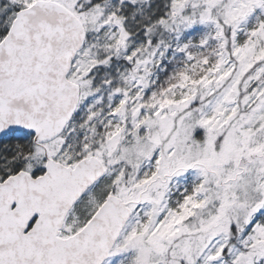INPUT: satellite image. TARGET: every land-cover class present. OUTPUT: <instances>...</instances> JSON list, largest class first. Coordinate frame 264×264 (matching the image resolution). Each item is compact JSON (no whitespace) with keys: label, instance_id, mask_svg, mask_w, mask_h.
<instances>
[{"label":"snow or ice","instance_id":"1","mask_svg":"<svg viewBox=\"0 0 264 264\" xmlns=\"http://www.w3.org/2000/svg\"><path fill=\"white\" fill-rule=\"evenodd\" d=\"M0 264H264V0H0Z\"/></svg>","mask_w":264,"mask_h":264}]
</instances>
